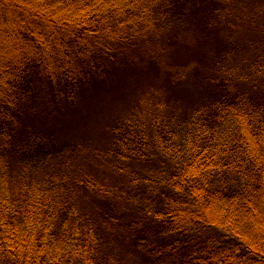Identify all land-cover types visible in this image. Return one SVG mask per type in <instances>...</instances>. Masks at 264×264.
Here are the masks:
<instances>
[{
	"label": "trees",
	"instance_id": "1",
	"mask_svg": "<svg viewBox=\"0 0 264 264\" xmlns=\"http://www.w3.org/2000/svg\"><path fill=\"white\" fill-rule=\"evenodd\" d=\"M222 7L221 0H0V264H264V60L251 62L262 78L252 88L220 69L234 49L218 33ZM185 26L216 47L189 61L204 75L184 87L189 75L166 72L152 96L163 95L156 99L167 111L154 110L151 122H137L133 110L108 119L92 151L121 173L134 166L130 181L148 176L153 191L163 188L147 211L154 233L153 225L128 235L114 225L109 239L80 203L101 186L104 168L84 154L90 142L24 122L35 118L34 76L57 81L73 100L106 80L117 55L124 62L128 41L151 33L162 52ZM155 58L146 57L160 74ZM119 238L133 251L116 250Z\"/></svg>",
	"mask_w": 264,
	"mask_h": 264
},
{
	"label": "rangeland",
	"instance_id": "2",
	"mask_svg": "<svg viewBox=\"0 0 264 264\" xmlns=\"http://www.w3.org/2000/svg\"><path fill=\"white\" fill-rule=\"evenodd\" d=\"M221 1L223 12L218 33L223 41L233 43L234 49L224 61V68L220 66V69L231 73L234 80L238 82L245 79L242 82L247 81L249 84L246 88H252L262 79L258 80L256 72V76L253 75L257 68L253 69L250 66L254 59L264 60V0ZM170 27L169 32L174 28ZM177 36L179 37L178 44L173 42L172 45H167L165 51L162 52L154 49V46L159 44H152L155 40L150 41L151 33L147 38L140 35L137 39L138 43L136 41L129 43L128 41L124 46L129 49L128 52L124 55L120 54L121 58L124 57V62L120 63L117 55L111 64V74L105 77L106 80H103L91 94L87 95V93L78 91L73 100L60 94L62 85L57 81H50L41 75L34 76L37 86L34 91L35 98L31 97L30 103L32 102L35 118H30L26 112L23 117L28 115V118H25L24 122H28L30 130L55 126L58 129V136L63 140L73 139V141L81 143L85 138L90 142V145L85 148L84 154L89 156V162L98 163L104 168L98 181L101 186L95 191L91 190L92 194L88 190L86 193L89 195L80 198V203L82 206L84 205V211L91 212L90 214L93 215L99 227L103 225L105 231L101 232L109 239V232L115 230L114 225H116L117 232L125 235L137 233L147 226L153 225L147 211L160 202L157 200V194L160 193L161 199L163 188L153 191L152 183L155 182L151 179L147 180L148 176L139 182L136 179L130 181L129 175L134 170L132 169L134 166L127 167L124 174L119 172L120 169H114L106 164L101 165L102 161H98L94 157L96 156L94 148L105 134L103 128L108 119L116 118L118 114L135 112L137 122L139 120L151 122L154 110L158 113L167 111L163 101L158 100L163 99V95L152 96L154 90L160 88L162 78L168 75L166 72L175 75L181 69L185 77L189 75L185 80L184 87L194 86L195 81L200 78L199 75H204L206 69L201 67L200 63H196L197 54L194 53L202 51L206 52V55L209 52L215 54V45L211 42L206 43L202 32L198 35L197 31L186 28V26L181 28ZM148 56L156 57V60L153 61L158 60L163 65L160 74L153 67L151 61L146 59ZM190 60L196 62L189 64ZM175 61H179V63L184 61L187 62V65L179 66ZM195 64L201 67L197 71L194 69ZM195 92L197 90H189L187 94ZM180 94L183 96L185 93ZM187 94L183 97V101L189 103L193 96ZM72 102L74 108L70 106ZM157 104L161 105L157 106ZM17 128L21 132L22 124H18ZM145 168L144 171L148 169ZM128 169L131 171L128 172ZM144 175L138 173L140 178ZM153 226L154 233L157 227ZM115 242L116 250L124 248L126 252L133 251L132 249L128 250L123 239L119 238Z\"/></svg>",
	"mask_w": 264,
	"mask_h": 264
}]
</instances>
